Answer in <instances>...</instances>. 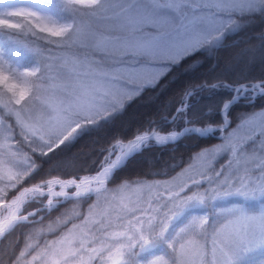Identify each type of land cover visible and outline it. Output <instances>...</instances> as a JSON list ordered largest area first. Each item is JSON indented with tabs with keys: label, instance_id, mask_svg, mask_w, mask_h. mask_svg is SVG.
Wrapping results in <instances>:
<instances>
[{
	"label": "snow or ice",
	"instance_id": "obj_1",
	"mask_svg": "<svg viewBox=\"0 0 264 264\" xmlns=\"http://www.w3.org/2000/svg\"><path fill=\"white\" fill-rule=\"evenodd\" d=\"M258 26L264 48V0H0V264H264V71L189 81L158 113L167 131L149 117L101 147L94 175H41L57 150ZM193 97L208 106L193 111ZM214 133L174 174L120 175L144 149Z\"/></svg>",
	"mask_w": 264,
	"mask_h": 264
},
{
	"label": "trees",
	"instance_id": "obj_2",
	"mask_svg": "<svg viewBox=\"0 0 264 264\" xmlns=\"http://www.w3.org/2000/svg\"><path fill=\"white\" fill-rule=\"evenodd\" d=\"M20 1L25 2V0ZM257 31H259V26L248 32L240 33L239 36H229L224 41V45L215 51L211 58L198 54L203 59V64L200 67L192 71H185L184 66L177 68L170 77H166L160 82V86L156 90L146 93L132 103L119 117L113 128L105 129L99 133L85 134L64 152L61 153L57 150L58 154L51 159L50 163L46 160L41 175L51 173L69 178L83 175L85 170L87 174L95 173L105 155L100 151L101 147L107 146L117 133L123 137H130L137 128L148 127L149 117H155L160 127L167 131L169 125L159 120L158 113L164 110L163 106L169 101L171 104L168 111L175 107L178 94L189 81H199L205 77L211 79L226 66L234 68L237 72L243 71L250 76L260 75L264 71V64L261 63V59L264 57V48L260 46L259 40L252 35V32ZM234 41H238V43H234ZM187 63L188 61L185 62V65ZM213 64L218 65L215 71L211 68ZM165 84L167 86L161 88ZM203 95L201 94V96ZM190 102L193 103V111L202 110L208 106L206 98L193 97ZM260 104L261 102H258L257 107H260ZM241 109L247 111V106L240 104L237 111ZM233 123H235V118ZM177 127L182 128V125H177ZM218 141V134L214 133L199 142L194 137H184L175 144H169L163 148L153 146L144 149L127 161L120 175L133 178L137 176L167 177L178 171L179 166L201 143H216ZM222 159L218 160L217 164L221 163ZM60 208L62 213L72 215L74 212L86 211L87 202L85 200L79 205H74L68 201ZM19 231L21 230H17V234ZM15 235L8 238L9 242L15 239Z\"/></svg>",
	"mask_w": 264,
	"mask_h": 264
},
{
	"label": "rangeland",
	"instance_id": "obj_3",
	"mask_svg": "<svg viewBox=\"0 0 264 264\" xmlns=\"http://www.w3.org/2000/svg\"><path fill=\"white\" fill-rule=\"evenodd\" d=\"M19 2H22V1H20L19 0ZM96 173V172H95ZM95 173H93V175L95 174ZM69 191H71V190H69ZM233 200H236V199H240V198H232ZM259 202L258 201H249L248 202V205H247V207H248V209L250 210V211H258L259 210V204H258ZM258 258V257H257ZM251 259V258H250Z\"/></svg>",
	"mask_w": 264,
	"mask_h": 264
}]
</instances>
